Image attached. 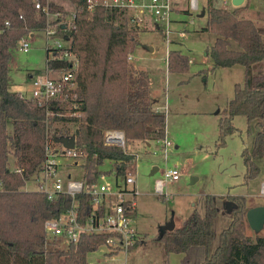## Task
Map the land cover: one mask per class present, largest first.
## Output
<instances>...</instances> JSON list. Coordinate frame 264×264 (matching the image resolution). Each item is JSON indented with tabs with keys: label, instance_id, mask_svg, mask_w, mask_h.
<instances>
[{
	"label": "trees",
	"instance_id": "obj_1",
	"mask_svg": "<svg viewBox=\"0 0 264 264\" xmlns=\"http://www.w3.org/2000/svg\"><path fill=\"white\" fill-rule=\"evenodd\" d=\"M62 1L74 7L72 25L60 30V35L69 39L68 52L76 58L79 118L67 116L73 111L55 103L49 106L54 116L47 118L44 107L9 89L12 50L27 36L43 32L47 24L45 14L35 5L48 6L51 14L61 17L69 13L54 0H0V264H87V256L104 246V236L82 235L77 244L56 250L53 247L58 241L47 238L45 221L69 210L72 199L59 195L48 201L40 191L23 190L39 174L46 143L61 148L60 139L74 137L75 148L83 154L81 167L87 188L97 182L105 162L113 167L116 177L136 171L135 156L103 144L105 131L123 132L127 149L135 143L145 145L166 138V115L152 107L149 77L127 60L141 32L140 26L132 23L130 11L101 4L89 10L88 1L95 0ZM240 10L208 3L203 31L216 36L206 51L212 69L240 66L244 71L242 85H234L233 97L218 122L217 147L239 132L233 125L235 117L245 118L248 132L252 122L262 123L252 148L241 152L246 186L260 174L255 159L264 162V26L241 18ZM231 42L236 49L231 48ZM47 66L64 71L71 64L55 61ZM167 68L170 73H187L189 59L179 51H169ZM10 122L12 134L8 132ZM203 200V215L195 212L181 228L155 238L162 254L181 255V264H264V237L253 240L247 234L246 198L205 195ZM75 201L83 219L90 210L89 199L80 193Z\"/></svg>",
	"mask_w": 264,
	"mask_h": 264
},
{
	"label": "rangeland",
	"instance_id": "obj_2",
	"mask_svg": "<svg viewBox=\"0 0 264 264\" xmlns=\"http://www.w3.org/2000/svg\"><path fill=\"white\" fill-rule=\"evenodd\" d=\"M54 2L62 5L69 13L66 17L69 18L74 13V7L70 3L60 0ZM215 2L221 5L219 0ZM173 4L174 8L186 12L172 13L171 19L179 23L170 25V30L174 32L170 34V43H166L163 33L151 29V24L147 21L150 27L146 28L144 23L141 24V28L145 29L138 34L134 54L128 55L132 58L133 54L134 62L127 58L135 70L147 73L150 96L156 101L153 104H163L161 110L166 115L167 133L172 146L166 148V156L163 154V146L156 141L150 147L139 142L128 148L137 154L133 177L139 196L136 198L137 217L134 227L139 241L129 251L117 254H110V249L102 246L87 256V264H181L182 256L165 257L155 238L171 221L175 228H181L193 213L203 215V195L223 197L229 193L247 197L246 201L250 206L264 205V196L260 194L264 183V162L261 158L255 159L260 167V174L245 186L241 159L243 148H252L253 139L262 129V123L252 122L248 132L245 118L235 117L233 125L239 132L226 137L224 146L217 147L218 122L233 97L234 85L243 83V68L235 66L212 69V62L206 51L213 45L216 36L203 31L206 18H198L196 11H190L186 0ZM230 5L231 2L227 7ZM262 22V19L256 20L257 24L262 25ZM180 32H184L183 38L179 37ZM24 39L30 43V51L25 53L20 50L22 42L12 50L9 89L32 98L30 77L45 75L47 39L43 32H35ZM49 41L54 46L53 38ZM63 45L66 46V43ZM231 48L236 49L237 45L231 42ZM173 50L191 60L187 73L174 74L168 71L166 55ZM50 57L49 53L48 58ZM8 129L12 134L11 122ZM175 146L178 148L175 149ZM10 159V166L14 169L15 159L12 155ZM155 165L159 171L152 174ZM165 169L177 170L180 176L177 182L166 184L162 192L157 193L155 185L163 179L162 172ZM99 170L108 175L109 180L114 179L109 162H105ZM83 174L81 166L69 165L61 168L57 176L65 183L68 175L72 181H82ZM23 190H38L36 176L27 182ZM247 234L253 240L256 236L264 237V227L259 234L248 228ZM67 246V243L58 240L53 248L66 250Z\"/></svg>",
	"mask_w": 264,
	"mask_h": 264
},
{
	"label": "built area",
	"instance_id": "obj_3",
	"mask_svg": "<svg viewBox=\"0 0 264 264\" xmlns=\"http://www.w3.org/2000/svg\"><path fill=\"white\" fill-rule=\"evenodd\" d=\"M178 1L95 0L88 1V9L91 10L94 5L101 4L104 7L129 10L132 23L141 26L144 22H150L152 29L163 33L166 43L169 44L170 34L173 33L170 30L171 15L174 11L173 3ZM188 3L190 11H197V0H189ZM35 9L41 10L47 18L43 33L47 39V54L50 53L51 57L48 58V55L46 57L45 75L37 78L31 77L32 98L26 99L34 101L38 107H44L47 118L54 116L49 110V106L53 103L73 111L67 116L79 118V107L75 101V91L77 89L76 58L68 52L69 39L60 35V30L70 29L74 13L69 18L61 17L59 14H51L48 6H41L39 3L35 5ZM6 26H9V23H6ZM178 35L181 38L185 36L184 32H180ZM51 38H53L54 46L50 44L51 41L49 40ZM21 42L20 50L28 53L30 43L26 42L25 39ZM63 43H66V46ZM131 59V56H128V60ZM55 61H67L71 66L69 70L64 71H55L48 68V62ZM22 97L25 98L23 95ZM156 142L163 146V154L166 156V148L170 147V142L166 138ZM103 144L107 147L119 148L125 154L135 156L137 161V154L129 152L127 149L123 132L105 131ZM82 163L83 154L78 152L75 147L72 150H66L62 146L56 148L50 143H46L44 147V161L39 174L36 175L37 191L43 193L48 201L55 200L59 195H68L72 199L69 210L58 218L45 221L44 230L47 238L49 240L64 241L67 245H75L82 235H99L105 237L104 246L110 249V254L129 251L139 241L134 227L137 212L136 198L139 196L135 178L133 175L116 177L112 166L111 171L114 178L112 181L109 180L108 175L102 173L97 182L87 188L83 180L72 181L70 175H68V181L63 183L61 178L57 176L61 168L69 165L81 166ZM15 171L20 172L19 170ZM179 176L177 170L165 169L162 172L163 179L156 182V192L161 193L166 184L177 182ZM80 193H84L89 199L88 206L90 210L83 219L82 214L79 212V205L75 201L76 196ZM260 194L264 196V184L261 186Z\"/></svg>",
	"mask_w": 264,
	"mask_h": 264
},
{
	"label": "crops",
	"instance_id": "obj_4",
	"mask_svg": "<svg viewBox=\"0 0 264 264\" xmlns=\"http://www.w3.org/2000/svg\"><path fill=\"white\" fill-rule=\"evenodd\" d=\"M62 1V0H60ZM216 0H197V4H198V9H197V17L198 18H206V9H207V6H208V3L210 5H212L213 7L215 8H224V9H228V10H232L234 9L235 7L232 6V4L230 5V7H227L228 6V3L231 2V0H219L221 2V5H217V3L215 2ZM64 2V1H62ZM218 2V1H217ZM186 3H188V0H186ZM264 1H261V0H245L244 3L240 6L241 10H240V17L243 18V19H248V20H252L254 22H256V20H259V19H262L264 20ZM188 8L187 4H186V9ZM180 12H186V11H180L177 7L174 8V11L173 13L175 14H179ZM172 23H179L177 21H175V19L172 18ZM171 23V25H172ZM144 24L146 25V28H149L150 25L147 24L146 22H144ZM151 24V23H150ZM259 24V23H258ZM262 25L261 26H264V22L261 23ZM260 25V24H259ZM145 27V26H143ZM152 29V26L150 27ZM145 28H141L140 26V30L141 32L144 31ZM146 32V31H145ZM174 33V32H173ZM215 42V41H214ZM169 52V51H168ZM168 52H167V55H168ZM134 54V52H133ZM132 54V62H134L135 58ZM167 55H166V63H167ZM188 57V56H187ZM189 59V57H188ZM191 60L189 59V64H190ZM211 66H213L211 64ZM137 67V66H136ZM138 68V67H137ZM233 68V67H232ZM32 77V76H31ZM30 77V78H31ZM21 95H23L22 93H20ZM151 97V96H150ZM26 98V97H25ZM152 100V98H151ZM154 102L156 101H153L152 100V107L154 109V111H157V112H163L161 109H162V106L163 104H157L155 103V105L153 104ZM247 125V124H246ZM251 125V124H250ZM250 128V126H249ZM8 132L10 134V130L8 129ZM166 139L169 141V133H167V126H166ZM170 142V141H169ZM152 143V142H151ZM151 143H146L145 146L146 147H150L151 146ZM253 144V143H252ZM172 146V143L171 145ZM178 147L175 146V149H177ZM244 148H248V147H244ZM243 148V149H244ZM11 165V164H10ZM159 171V168L155 165L154 168H153V172L152 174H155V172H158ZM264 184V183H263ZM229 194V193H228ZM229 195H232V194H229ZM205 196V195H203ZM247 198V197H246ZM247 202V207L249 208H253L255 206H250L249 205V202L248 200L246 201ZM259 206H264V205H259ZM137 217V212H136V216Z\"/></svg>",
	"mask_w": 264,
	"mask_h": 264
},
{
	"label": "water",
	"instance_id": "obj_5",
	"mask_svg": "<svg viewBox=\"0 0 264 264\" xmlns=\"http://www.w3.org/2000/svg\"><path fill=\"white\" fill-rule=\"evenodd\" d=\"M245 0H231V4L233 7L238 8L240 7ZM59 143L62 147L66 150H72L75 147V139L72 138H65L60 139ZM246 222L248 227L255 233L259 234L263 227H264V206L254 207L248 209L246 212ZM173 221L169 222L161 232H172L174 230Z\"/></svg>",
	"mask_w": 264,
	"mask_h": 264
}]
</instances>
